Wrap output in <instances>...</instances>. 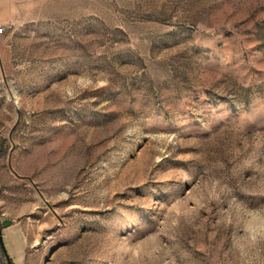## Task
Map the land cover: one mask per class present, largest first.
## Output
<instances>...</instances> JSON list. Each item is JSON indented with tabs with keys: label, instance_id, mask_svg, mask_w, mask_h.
Returning a JSON list of instances; mask_svg holds the SVG:
<instances>
[{
	"label": "rangeland",
	"instance_id": "374dc122",
	"mask_svg": "<svg viewBox=\"0 0 264 264\" xmlns=\"http://www.w3.org/2000/svg\"><path fill=\"white\" fill-rule=\"evenodd\" d=\"M8 17L13 264H264V0H11Z\"/></svg>",
	"mask_w": 264,
	"mask_h": 264
},
{
	"label": "crops",
	"instance_id": "0c3cea01",
	"mask_svg": "<svg viewBox=\"0 0 264 264\" xmlns=\"http://www.w3.org/2000/svg\"><path fill=\"white\" fill-rule=\"evenodd\" d=\"M11 6V0H0V25L5 24L8 21L9 9ZM0 72H1V56H0ZM0 264H3V260L0 257Z\"/></svg>",
	"mask_w": 264,
	"mask_h": 264
},
{
	"label": "water",
	"instance_id": "95a60500",
	"mask_svg": "<svg viewBox=\"0 0 264 264\" xmlns=\"http://www.w3.org/2000/svg\"><path fill=\"white\" fill-rule=\"evenodd\" d=\"M0 245H1L2 250H3V252H4V254H5L6 258H7L8 263L9 264H13V261H12L10 255L8 254V251H7L6 246L4 244V241H3V233H2L1 227H0Z\"/></svg>",
	"mask_w": 264,
	"mask_h": 264
},
{
	"label": "built area",
	"instance_id": "2783aa9c",
	"mask_svg": "<svg viewBox=\"0 0 264 264\" xmlns=\"http://www.w3.org/2000/svg\"><path fill=\"white\" fill-rule=\"evenodd\" d=\"M4 28H5V24H1L0 25V32H3L4 31Z\"/></svg>",
	"mask_w": 264,
	"mask_h": 264
}]
</instances>
